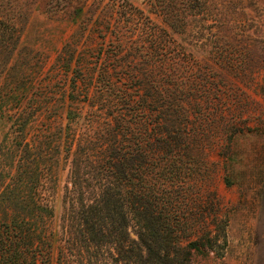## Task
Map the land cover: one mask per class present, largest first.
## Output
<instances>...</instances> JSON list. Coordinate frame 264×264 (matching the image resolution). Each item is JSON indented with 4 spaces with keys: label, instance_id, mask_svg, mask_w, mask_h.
<instances>
[{
    "label": "rangeland",
    "instance_id": "374dc122",
    "mask_svg": "<svg viewBox=\"0 0 264 264\" xmlns=\"http://www.w3.org/2000/svg\"><path fill=\"white\" fill-rule=\"evenodd\" d=\"M124 129L154 162L121 154ZM111 140L123 173L141 168L120 187L131 238L153 204L170 264H264V0H0V230L25 168L53 209L46 264H127L82 240L66 193L72 159L97 191L84 155L105 169Z\"/></svg>",
    "mask_w": 264,
    "mask_h": 264
},
{
    "label": "trees",
    "instance_id": "16d2710c",
    "mask_svg": "<svg viewBox=\"0 0 264 264\" xmlns=\"http://www.w3.org/2000/svg\"><path fill=\"white\" fill-rule=\"evenodd\" d=\"M168 22L172 26L171 18H168ZM130 101L131 96L127 107H129ZM137 115L138 112L135 111V115L132 116L135 118ZM141 123L142 121L139 119L134 120L136 126L141 125ZM139 131L140 129L136 132L124 129L121 135L130 134L132 140H127L121 154L135 156L134 158L142 156L146 162L151 164L155 160L154 148L151 144L147 146L144 142L139 141V139H142L141 134L138 133ZM161 143L169 146V142L166 139L161 141ZM117 145L111 140L107 156L109 158L107 160L108 166L99 170L98 167L96 168L91 163L92 151L95 148L92 142L88 143L87 150L90 153L84 155V161L90 163L89 166H92L97 177L100 174L102 175L101 179L96 178L94 182L98 186L97 191L92 189L86 192L83 190L85 178H81L79 174L80 164H78L76 159L71 160V174L69 175L66 193L67 195L71 194L73 206L76 203L78 207L75 215L80 225L82 240L99 246H105L106 244L116 245L119 253L122 252L124 261L127 264H170L169 256L161 257L157 255L153 251L154 246L151 244L160 233L164 234V237H166L167 233V226H164L162 221L158 222L157 220L159 219L158 217H162V214L159 213L158 217L155 215L153 211L156 210V207L153 204H150L151 211L147 216L150 217L148 224L146 222L142 223L143 217L140 216L136 209L134 210L135 218L133 219L137 222V228L135 229V239L130 237L128 228L129 217L132 214H130V211H126L127 205L125 204L128 200L126 194L121 193L120 187L122 181L125 183L128 182L130 176H137L141 168L134 165L131 166L133 170H131L130 176L123 173L121 167L124 161L119 157L120 161L116 162L117 158L113 154L118 147ZM120 150L121 148L116 151ZM150 164L146 165L150 166ZM22 172L28 176L26 178L29 182L28 189L27 184L23 181L24 178L22 177L24 175ZM37 179L34 173L29 175L25 168L19 172L17 169L15 176L13 178L11 176V202L16 201V203L11 206L13 209H11V227L6 228V230H0V264H38L39 262L46 264L49 261L48 257L52 250V240L51 234L47 232L46 220L53 216V209L47 202L43 203L41 196L39 197L38 193L35 192ZM92 185L88 184L86 187L91 189ZM77 195L78 198L75 201L73 197ZM88 195H91L90 198H85ZM155 197L156 194L152 190H147L143 195V199L149 200V203H152ZM150 219L158 222L157 226H154L156 224L153 221L154 225L150 226Z\"/></svg>",
    "mask_w": 264,
    "mask_h": 264
}]
</instances>
